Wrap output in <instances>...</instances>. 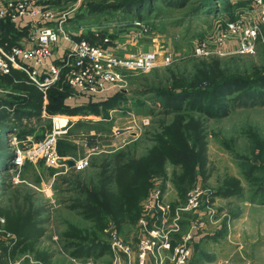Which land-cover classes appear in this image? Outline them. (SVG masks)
<instances>
[{
  "label": "rangeland",
  "instance_id": "obj_1",
  "mask_svg": "<svg viewBox=\"0 0 264 264\" xmlns=\"http://www.w3.org/2000/svg\"><path fill=\"white\" fill-rule=\"evenodd\" d=\"M6 1L8 0H0L1 3ZM119 1L123 4L130 2L129 0H42L41 2L54 10L58 17L66 15L63 29L72 40H86L92 44V39H95L98 46L107 48L117 46L120 55L143 51V53L154 52L159 58V65L153 69L143 72L123 71L127 85L122 92L128 100L127 103L121 104V107L114 109L113 118L109 121L103 117L100 121L98 117L84 116V112L87 111H77L78 113L75 112L73 116L61 114L67 118L77 116L78 118L70 119L67 128L58 129L61 133L56 139V152L58 157H62L58 152L60 145L62 158L75 160L77 167L69 169L67 166H58L53 163L54 156L46 153L33 160L28 157L29 152L44 143L55 130L54 118L58 114H50L46 109L49 104V92L47 101L42 95L40 114H32L35 112L26 104L22 107L25 109L17 115L13 112L16 105L12 106V103V107L6 105V101H11L10 98H6L8 95L4 97L0 95V112L8 111L6 114L0 113V149L2 146L5 147L6 155H9L6 161L12 164L8 168L2 165L0 180L6 177V185L14 187L12 192L7 190L1 194L0 191V249L6 258L11 253L12 262L28 257L21 264H85L86 262L74 259L72 252L66 249L73 243L69 236L87 235L89 239L93 238L88 241L108 243L110 246L107 231L113 228L131 244L135 259L138 261V223L143 203L153 190L156 178L161 179L164 186L166 195L164 201L176 206L186 203L188 193L194 187H206L214 193L225 179L234 177L241 180L245 193L250 195L249 185L244 178L240 162L242 158L247 157L251 163L260 164V161L250 154L252 145L248 136L249 133H256L264 140V104L261 102H256L255 105L237 104L231 108L229 115L221 119H207V169L210 178L205 180L197 173L193 181L182 184L176 179V175H179L176 173L181 174L183 170L180 166L175 167L168 163L166 174L151 178L149 192L139 203L135 223L125 222L118 225L108 217L104 229L95 233L93 221L85 220L81 214H78L79 212L71 209L77 206L75 204L77 201L86 204L82 196L74 197L75 191L71 192L74 176L80 175L81 178L87 179L85 184L92 190L94 183H97L95 179L100 169L90 167L92 156H99L100 159L102 155H114L123 148L131 146L129 150H135V157H141L155 144L151 136L160 130V123L172 122L173 115L160 113L159 105H154L155 96L148 90L160 83L166 84V80L171 75L170 71L190 70L196 62L212 63L219 60L225 65L237 59L240 67L247 69L252 66L264 67L263 39H260L256 48L248 54H215L207 57L195 55L194 49L197 43L207 41L213 46L214 39L218 35L216 32L218 27L223 25L224 21L227 23L233 21H228L223 7L218 14L207 15L202 12L193 15L191 11L196 0L190 1L184 8L165 6L159 2L151 13L145 11L142 14V21L136 19L138 17L135 14L126 12V9H108L109 4ZM239 1L243 0H230L232 5H236ZM98 5L101 8H98ZM247 8L244 11H251L249 17L244 11L234 8L238 16L235 21L247 19L258 23L259 9L256 5H248ZM139 21L144 26L143 34L134 27V22ZM51 24L56 25V23ZM147 28L148 33L145 30ZM231 44L236 46V41L228 43L227 48H230ZM167 56L172 57L171 63L162 65V60ZM2 98L6 99L4 103L1 102ZM145 104L151 109L155 108L156 113L150 114ZM147 120L148 125L145 124ZM78 123L80 124L77 125ZM69 129L74 130L73 133H77L75 134L77 137L68 135L67 138ZM119 130H128V133L119 134ZM21 157L24 164L18 165L20 163L18 158ZM90 174L94 178V183L87 178ZM218 199L214 198L212 204L215 209L219 208V212L223 211L225 214L224 217L220 213L222 217L220 222L210 224L208 221L211 222L212 217L208 215V209L204 206L199 211L189 213L192 217L188 213L182 217L181 234L191 232L194 235L193 245L196 251L192 264H254L255 261L264 260V202H251L255 206H245L241 198L230 196ZM32 215L36 218L35 222H38L39 235L20 243L16 233L21 228L24 233L28 232L25 230L28 229L25 225H28ZM203 222L204 225L201 224ZM208 229L212 232H208ZM214 231L215 234L202 237ZM215 235V238H211ZM199 236L201 238H197ZM31 246H34L35 250L27 251L28 248H32ZM31 260L34 263H31ZM118 260L120 264H124L126 257L119 255ZM113 261L110 256L105 255L97 264H111ZM3 262L4 259L1 264Z\"/></svg>",
  "mask_w": 264,
  "mask_h": 264
},
{
  "label": "trees",
  "instance_id": "obj_2",
  "mask_svg": "<svg viewBox=\"0 0 264 264\" xmlns=\"http://www.w3.org/2000/svg\"><path fill=\"white\" fill-rule=\"evenodd\" d=\"M129 1V3L125 4L121 3V1L111 3L108 5V9H126V12L135 14L138 17L136 19L143 21V18H141L142 14L145 11L151 13L156 3L160 2L165 4V6L184 8L192 0ZM248 5H254L253 0L239 1L236 5H232L230 0H196L191 13L193 15L202 12L207 15L218 14L223 7L228 21H235L238 18L237 14H235V9L244 11ZM98 8H101V6L98 5ZM250 12L249 10L244 11L248 17ZM226 23L224 21V24L218 27L217 34L226 27ZM27 32V28L23 27L20 29L17 24L5 21L2 24V40L0 44L3 46L8 44V48H11ZM146 32H149L148 28ZM92 40V44L98 45L95 43V39ZM62 42L65 41L62 40ZM238 62V59L231 60L229 64L225 65H222L219 60H215L212 63L194 62L195 64L190 70L178 69L177 71H170L171 75L166 80V84L160 83L158 86L148 89L155 96L154 105H159L160 113L163 115L172 114L173 119L169 124H166L165 121L160 123V130L151 136L155 144L147 153L136 158L135 150H129L131 146H127L114 155H102L100 159L99 156H92L90 167L100 169V173L97 174L95 179L97 181L96 184L91 174L87 176L88 180L94 183L93 190L89 189V186L85 184L87 179L81 178L80 175L74 176L75 178L72 180V186L70 187L71 192H76H74V197L76 195L82 196L86 204L84 205L77 201L75 203L77 206H73L71 209L79 212L78 214H81L85 220L93 221L95 233L104 229V223L108 217L113 219L118 225H122L125 222L135 223L139 203L149 192L151 178L155 175L166 174V165L168 163L175 167L180 166L181 170H183L181 174L180 172L176 173L179 174L176 175V179L182 184L193 181L197 173L205 180L210 178L207 169V119H221L229 115L231 108H234L233 106L237 104L255 105L256 102L264 104V67L252 66L247 69L240 67ZM15 72L13 71L10 76H5L4 79V82L6 81L5 84L7 86L9 84L12 89L7 94L11 101H6V105L9 104L8 106L10 107L16 105L13 112H16L17 115H20L21 110L25 109L22 107L26 104L35 112L32 114H40L43 94L37 87L28 83L26 75ZM71 94L70 86L62 79L49 91L47 112L54 115L69 114L73 116L75 112L78 113L77 111H87L90 115L103 116L105 118L110 110L127 103L128 100L125 93L118 90L112 98L100 102L91 99L83 107H74L67 103V99ZM1 102L4 103L5 100H1ZM16 107H18L17 110ZM147 108L150 114L156 113L155 108ZM1 112L6 114L8 111L3 110ZM84 113V116H89L86 112ZM73 132L74 130L69 129L67 138L68 135L77 137L75 135L77 133ZM248 138L252 145L250 154L257 158L260 164L255 165L245 157L241 159L240 165L244 178L249 185L251 202H264V140L260 139L256 133H249ZM6 151L5 147L2 146L0 149V168L3 164L6 168L12 165L6 161L9 156L6 155ZM58 152L63 157L60 145L58 146ZM5 180L6 177L0 180L1 194H4L7 190L12 192L14 188L13 185L7 186ZM244 195L245 187H243L241 180L235 177L229 178V180L225 179L223 184L219 185L217 190L210 194V204L213 203L214 198L233 196L240 199ZM172 206L173 209L177 207L176 205ZM30 218L28 225H25L28 228L25 230L28 232L24 233L21 228L16 233L20 243H24L28 239L32 240L39 235L38 222H35L36 218L33 215ZM69 238L73 243L68 245L66 249L72 252V257L76 260L98 259L108 253L110 254L111 249L108 243L100 244L101 242L88 241L93 240V238L89 239L87 235L74 234L70 235ZM31 247L27 251L35 250L34 246ZM39 254L43 255L42 253Z\"/></svg>",
  "mask_w": 264,
  "mask_h": 264
},
{
  "label": "built area",
  "instance_id": "obj_3",
  "mask_svg": "<svg viewBox=\"0 0 264 264\" xmlns=\"http://www.w3.org/2000/svg\"><path fill=\"white\" fill-rule=\"evenodd\" d=\"M41 2L42 0L0 2V42L2 24L5 21L17 25L24 21L30 27L27 45L8 48V44L4 46L0 44V82L2 77L19 71L28 77L29 84L38 88L45 101L50 89L62 79L76 92L75 94L96 99L110 90L122 91L126 87L123 71L143 72L159 65V58L154 52L139 51L120 55L117 46L105 48L86 40L70 39L63 29L66 15L58 17L54 10ZM254 5L259 9L258 23L247 19L227 23L214 39L213 46L207 41L197 43L195 55L207 57L215 54L252 52L258 41L264 40V0H254ZM51 23L56 25L53 26ZM134 27L143 34L142 22H134ZM61 40L68 42L69 48L62 57L57 58L55 55ZM233 41H236L234 49L227 48L229 47L227 44ZM171 60V56L165 57L162 65H169ZM8 93L9 91L3 89L0 84V95L3 97ZM145 124L148 125L149 121H145ZM54 133H57L56 130ZM60 133L61 131L58 132ZM44 143L49 146L41 150L42 143L30 151L28 157L33 160L46 153L54 156L53 163L57 164L56 139L46 140ZM18 161H20L18 165L24 164L22 157L18 158ZM154 184L149 197L143 203L138 223V261L135 259L131 244L127 243L116 229L107 231L115 261L119 255H124L126 264H189L194 247V235L191 232L181 234L182 217L187 213L199 211L203 206L208 209V214L214 217L216 211L209 198L213 192L205 187H194L189 191L186 203L173 209L170 203L164 201L166 195L161 179L156 178ZM27 258L9 264H21ZM3 259L4 252L0 249V264ZM30 262L34 263L33 260ZM87 264L93 262L88 261Z\"/></svg>",
  "mask_w": 264,
  "mask_h": 264
},
{
  "label": "crops",
  "instance_id": "obj_4",
  "mask_svg": "<svg viewBox=\"0 0 264 264\" xmlns=\"http://www.w3.org/2000/svg\"><path fill=\"white\" fill-rule=\"evenodd\" d=\"M18 26H19V28L21 29V28H27L28 29V32H27V34L26 35H23V36H21V38L20 39H18V41H17V46H21V45H27L28 44V40H29V26H27L26 25V23L23 21L22 23H20V24H18ZM59 49H58V52H56V57L57 58H59V57H62L63 55H64V53H65V51L69 48V44L67 43L66 44V42H60L59 43ZM234 47H235V45H232L231 44V49H234ZM15 73H18V74H20L21 72H19V71H16ZM4 79H5V77H2V79H1V82H0V84H1V87L3 88V89H5V90H8V91H12V89L10 88L11 86L8 84V86L5 84L6 83V81L4 82ZM72 90V89H71ZM115 92H117V90H110V91H108L107 93H104V94H102V95H100V96H98L96 99H95V101H97V102H100V101H104V100H106V99H108V98H112L114 95H115ZM10 93V92H9ZM76 92H74L73 90H72V94L69 96V98L67 99V103L68 104H71V105H73L74 107H83L84 105H87L90 101H91V98L90 97H84V96H79V95H77V94H75ZM4 97V96H3ZM6 98H9V97H6ZM2 100H6V99H4V98H2ZM111 111V113L109 112L108 113V116H105V118L104 119H108L107 121H109L110 120V118H113L112 117V113L115 111V110H110ZM110 114H111V116H110ZM90 117L91 116H94V117H98V118H100V121H101V118L103 117V116H95V115H89ZM89 116H87V117H89ZM56 118L57 117H62L63 119H66L67 121H68V123L64 126V128H67L68 127V124L71 122V120L70 119H72V118H74V119H77L78 118V116L77 117H70V118H67L66 116H61V115H58V116H55ZM55 118V119H56ZM92 120V119H91ZM94 120V119H93ZM63 129V128H62ZM62 129H60V130H62ZM113 129H117V128H113ZM55 130H56V132L57 131H59L58 130V128H57V126H56V123H55ZM58 134V133H57ZM216 199H218V198H216ZM223 199V198H222ZM242 200H244V205L246 206V205H250V206H255V204H252L251 203V200H250V195L248 194V193H245V195L241 198ZM219 200V199H218ZM248 203V204H247ZM251 203V204H250ZM213 205V204H212ZM214 209H215V207H214ZM215 211H216V215L214 216V217H212V219H211V222L210 221H208L210 224H213V223H215L216 224V222H220L221 220H222V217L220 216V213H222L223 214V216L225 215L224 213H223V211L222 212H219V208L218 209H215ZM189 214V213H188ZM190 215V217H192V214H189ZM189 215H187V216H189ZM209 215V214H208ZM227 215V214H226ZM197 216V214L195 215V217ZM210 216V215H209ZM225 217V216H224ZM202 225H204V222H203V224ZM214 225V224H213ZM223 226H224V224H223ZM202 229H204V228H202ZM194 232V231H193ZM208 232H212V230H210V229H208ZM212 234H215V231H214V233H210V234H207V235H203L202 237L204 238L205 236H208V235H212ZM216 237V235L215 236H213V237H211V238H215ZM197 238H201L200 236L199 237H197ZM198 245H199V241H198ZM197 246V245H196ZM195 251H196V249L193 247V251H192V256H191V260H190V263L189 264H192V261H193V258H194V254H195ZM106 255H108V256H110L114 261L111 263V264H120L119 263V260H117V261H115V256H114V254L112 253V251L110 250V254L108 253V254H106ZM8 257L6 258L5 256H4V262L2 263V264H9L10 262L12 263V255H11V253H9V255H7ZM104 257V256H103ZM103 257H100V258H98V259H88V260H78V261H82V262H86L85 264H87V262L88 261H92L93 262V264H97L98 262H99V259H101V258H103ZM98 260V261H97ZM95 261H97V263H95ZM124 264H126V262L124 263ZM254 264H264V260H259V261H255V263Z\"/></svg>",
  "mask_w": 264,
  "mask_h": 264
},
{
  "label": "water",
  "instance_id": "obj_5",
  "mask_svg": "<svg viewBox=\"0 0 264 264\" xmlns=\"http://www.w3.org/2000/svg\"><path fill=\"white\" fill-rule=\"evenodd\" d=\"M119 134H125L128 133V130H119L118 131ZM59 136V134L54 133L52 136H50L47 140H52L53 138L57 139ZM56 163L58 166H67L69 169L75 168L77 167V162L73 159H65L62 157H58V159L56 160Z\"/></svg>",
  "mask_w": 264,
  "mask_h": 264
},
{
  "label": "bare ground",
  "instance_id": "obj_6",
  "mask_svg": "<svg viewBox=\"0 0 264 264\" xmlns=\"http://www.w3.org/2000/svg\"><path fill=\"white\" fill-rule=\"evenodd\" d=\"M55 123H56V126H57L58 129H62V128L64 129V126L66 125L67 120L63 119L62 117H58V118L55 119ZM48 146H49L48 144L43 143L41 145L40 149L43 150V149L47 148Z\"/></svg>",
  "mask_w": 264,
  "mask_h": 264
}]
</instances>
